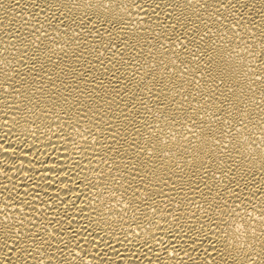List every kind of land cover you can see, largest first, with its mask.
I'll use <instances>...</instances> for the list:
<instances>
[{
    "label": "bare ground",
    "instance_id": "6f19581e",
    "mask_svg": "<svg viewBox=\"0 0 264 264\" xmlns=\"http://www.w3.org/2000/svg\"><path fill=\"white\" fill-rule=\"evenodd\" d=\"M0 264H264V0H0Z\"/></svg>",
    "mask_w": 264,
    "mask_h": 264
}]
</instances>
